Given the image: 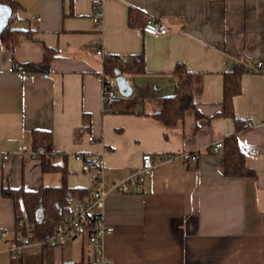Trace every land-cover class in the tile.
Masks as SVG:
<instances>
[{"label": "crops", "instance_id": "crops-1", "mask_svg": "<svg viewBox=\"0 0 264 264\" xmlns=\"http://www.w3.org/2000/svg\"><path fill=\"white\" fill-rule=\"evenodd\" d=\"M15 1L13 25L30 33L13 50L0 39V264H12L8 248L16 239L14 202L3 186L35 191L62 182L60 171L45 172L31 154L36 129L52 132L54 162L66 165L73 188L95 183L94 169L77 153L100 156L112 181L138 168L144 153L199 152L195 163L157 165L142 192L108 195L103 214L114 231L102 250L113 264H264V73L238 63L264 62V0ZM99 3L104 19L97 27ZM131 7L165 21L169 32L140 33L142 26L129 24ZM46 47L56 55L45 64ZM97 48L105 57L145 54L146 72L124 74L132 95L109 108ZM178 63L193 72L194 102L209 121L198 123L195 109L175 125L152 115L175 93ZM237 66L246 70L235 114L249 126L237 137L255 176L225 175L224 149L211 147L236 133L232 116L215 114L223 110L225 73ZM95 247L86 235L53 246L36 242L21 264H95Z\"/></svg>", "mask_w": 264, "mask_h": 264}, {"label": "trees", "instance_id": "trees-1", "mask_svg": "<svg viewBox=\"0 0 264 264\" xmlns=\"http://www.w3.org/2000/svg\"><path fill=\"white\" fill-rule=\"evenodd\" d=\"M224 1V0H218ZM0 3L9 4L12 7L11 19L4 31L0 32V39L9 49L13 50L21 35L29 30L17 29L13 26L17 16V2L15 0H0ZM129 24L132 27L143 26L147 22V16L140 10L131 7L128 15ZM54 49L45 48V64L54 57ZM17 68L35 70L37 64L15 63ZM244 66H237L235 70L225 73L223 110L215 114L229 115L235 120L236 133L229 136L223 145L224 158L221 170L229 176H255V171L247 167L246 155L241 150L237 133L247 129L248 120L235 114L234 98L241 92L242 74ZM145 54L143 52L130 54L129 56L109 55L104 59V80L111 82L117 77V72L123 74H139L146 72ZM177 76L175 93L163 98L161 107L152 115L166 125H175L185 116L188 109L196 110L198 123L200 120L210 119L205 117L194 102V74L187 69L185 63H178L175 70ZM33 150L42 158L44 171H60L62 182L59 185H43L38 190L29 191L25 188H12L3 186L2 194L14 202L16 239L29 237L31 240H39L53 233L54 227L63 220L71 206L70 196L84 198L89 194L87 188H73L67 182L68 170L65 164L54 162L53 135L51 131L36 129L32 132Z\"/></svg>", "mask_w": 264, "mask_h": 264}, {"label": "built area", "instance_id": "built-area-1", "mask_svg": "<svg viewBox=\"0 0 264 264\" xmlns=\"http://www.w3.org/2000/svg\"><path fill=\"white\" fill-rule=\"evenodd\" d=\"M97 27L102 25L104 19V6L99 3L95 6V12L92 16ZM169 25L155 17H148L147 22L142 27H139L140 33H148L152 35H166L169 32ZM96 53L99 56L105 54L102 48H97ZM231 59H226V65L229 66ZM249 70L257 73H264L263 60H257L252 63H243ZM122 97L118 87L112 82L104 80L103 100L105 107L109 108L115 101ZM89 140L93 136L88 137ZM223 141L214 143L212 150L217 152L223 148ZM27 146H22L20 151H27ZM33 156L36 155L33 151ZM77 160H80L88 168L94 169V186L89 190V194L84 198L71 197V206L67 216L61 220L53 230V233L46 238L39 240H31L29 237L14 239L8 250L12 264H21L22 255L26 247L33 243H41L44 245H59L76 238L77 236L86 235L89 241L95 244V250L99 255L95 264H113L106 256L103 255L102 241L105 236L113 233L114 227L107 224L104 218L103 210L106 198L109 194L118 193H136L142 192L145 181L153 176L154 169L157 165L171 160L179 159L184 163L197 162L199 152L197 150H184L181 152H172L162 155H153L144 153L142 156L141 165L132 170L126 177L108 181L105 163L100 156L94 153L83 152L75 155ZM3 236L8 235L7 230H3Z\"/></svg>", "mask_w": 264, "mask_h": 264}, {"label": "water", "instance_id": "water-1", "mask_svg": "<svg viewBox=\"0 0 264 264\" xmlns=\"http://www.w3.org/2000/svg\"><path fill=\"white\" fill-rule=\"evenodd\" d=\"M12 16V7L9 4L0 3V32L7 27ZM116 83L123 96H131L133 87L127 77L121 72H117Z\"/></svg>", "mask_w": 264, "mask_h": 264}, {"label": "rangeland", "instance_id": "rangeland-1", "mask_svg": "<svg viewBox=\"0 0 264 264\" xmlns=\"http://www.w3.org/2000/svg\"><path fill=\"white\" fill-rule=\"evenodd\" d=\"M13 26H14V25H13ZM16 26H17V25H16ZM122 98H126V97H125V96H122L121 99H122Z\"/></svg>", "mask_w": 264, "mask_h": 264}]
</instances>
